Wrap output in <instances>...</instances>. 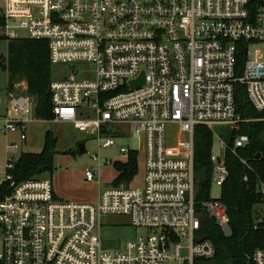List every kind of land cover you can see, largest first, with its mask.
<instances>
[{"label":"built area","instance_id":"built-area-1","mask_svg":"<svg viewBox=\"0 0 264 264\" xmlns=\"http://www.w3.org/2000/svg\"><path fill=\"white\" fill-rule=\"evenodd\" d=\"M19 31L46 43L50 65L67 66L62 79L49 83L53 120L96 137L103 149L115 145L119 125H128L140 136L143 176L137 187L98 188L90 204L58 200L43 177L16 184L5 176L10 193L0 201V264L212 259L215 246L202 233L204 224L229 234V218L219 198L195 199L194 129L257 121L244 116L241 96L254 111H264V0H4L0 35L18 39ZM141 76L142 84L132 86ZM33 102L9 96L12 116L0 117V132L24 141ZM168 126L177 134L170 146ZM247 143L248 136H234L230 152ZM226 148L221 142L219 155L210 157L211 181L219 188L228 176ZM129 151L119 147L121 154ZM90 158L97 167L84 177L92 183L100 159ZM256 188L264 205V180ZM109 216L125 217L146 233L116 250L103 249L102 241L114 240L100 236ZM251 260L264 264V235Z\"/></svg>","mask_w":264,"mask_h":264},{"label":"trees","instance_id":"trees-1","mask_svg":"<svg viewBox=\"0 0 264 264\" xmlns=\"http://www.w3.org/2000/svg\"><path fill=\"white\" fill-rule=\"evenodd\" d=\"M0 38L7 39L2 35ZM13 41H17L20 45L24 63L20 64L22 58H17L15 55L11 41L8 44L10 54L8 66H6L5 58L0 55V70L15 71L9 74L7 87H12L16 73L21 75L25 81L27 94L37 98L38 105L35 108L37 117L52 121L53 115L48 93L51 80L47 45L44 41L27 39H13ZM238 101L246 111L244 116L257 119V121L233 126L226 144L224 163L228 176L220 188L219 200L227 207L229 234H224L220 228L207 221L202 233L214 244L215 255L209 260L197 259L194 264H254L251 257L254 251L263 245L264 222L259 220L257 213H254V207L262 203V197L256 191V187L259 181L264 180V159L257 158L256 155L264 153V111H254L242 96ZM241 134L248 136V143L237 149L236 154L233 155L230 148L234 136ZM212 140L213 135L209 129L202 126L194 129V174L199 180L195 195L197 201L210 199ZM56 145L57 137L47 131L41 152L20 153L16 160L12 158V167L5 168V176L10 177L16 184L40 178L43 174L51 176L55 169ZM240 159H244L247 165H243ZM137 168V154L129 151L127 162L116 166L118 175L112 185L130 183L137 174ZM9 183L8 180L0 182V201L10 193Z\"/></svg>","mask_w":264,"mask_h":264},{"label":"rangeland","instance_id":"rangeland-1","mask_svg":"<svg viewBox=\"0 0 264 264\" xmlns=\"http://www.w3.org/2000/svg\"><path fill=\"white\" fill-rule=\"evenodd\" d=\"M4 7V0H0V10ZM19 40L25 39L24 32H18ZM13 43L15 55L24 63L23 53L17 41L0 38V55L6 60L10 57L8 44ZM14 70L7 69L5 72L0 70V117L5 113L12 116L7 106L9 96L27 95L25 81L22 76L16 73L11 88L7 87L9 74ZM67 72V66L64 64L50 65V80H60ZM21 74V72H20ZM31 97V96H29ZM33 98V110L31 111L30 122L25 129V140L21 141L16 133L0 132V182L5 179L6 162L9 159L16 160L20 153H39L43 148L44 136L50 131L57 137L56 154L54 156V171L50 175L43 174L41 177L51 180L54 194L58 200L74 203H95L98 188L104 190L112 185L117 177V165H123L127 162V155L119 152V147H124L138 153L137 156V174L131 181L134 187L140 186L143 176V156L141 153L140 136L132 132L128 125H119L117 137H114L115 145L103 149L98 148L96 137L78 133L71 124L58 121H45L37 117L35 108L37 107V98ZM7 110V111H6ZM1 126V123H0ZM232 133L230 125H215L212 127V149L211 156L216 157L220 153V143L227 144L228 138ZM105 137V136H102ZM177 138L176 129L168 126L166 128V144L173 145ZM16 143L18 148L10 151L9 145ZM84 144L85 152L79 153L77 145ZM98 154L100 159L99 177L97 181L89 183L85 181V170L90 167H97V162L93 161L91 155ZM110 161V163H107ZM40 177V178H41ZM220 188L213 181L210 183L209 197L218 199ZM254 213H257L260 221H264V205L258 204L254 207ZM104 225L100 231L102 239L119 240L121 244L135 241L139 236L144 235L146 231L141 228H134L129 225L127 218L122 216H109L102 219ZM228 234L227 231H225ZM1 250V234H0ZM185 255V252L182 253ZM163 264H172L171 262Z\"/></svg>","mask_w":264,"mask_h":264},{"label":"water","instance_id":"water-1","mask_svg":"<svg viewBox=\"0 0 264 264\" xmlns=\"http://www.w3.org/2000/svg\"><path fill=\"white\" fill-rule=\"evenodd\" d=\"M143 82V78L141 76L140 80L138 82L132 83V86H138L140 84H142ZM78 151L79 153H84L85 152V148H84V144L83 143H79L77 145ZM259 156V154L256 155V157ZM199 180L196 179V183H198ZM120 246V242L119 240H104L102 241V248L103 249H113L116 250L118 249Z\"/></svg>","mask_w":264,"mask_h":264},{"label":"crops","instance_id":"crops-1","mask_svg":"<svg viewBox=\"0 0 264 264\" xmlns=\"http://www.w3.org/2000/svg\"><path fill=\"white\" fill-rule=\"evenodd\" d=\"M8 106V105H7ZM7 109H9V108H7ZM32 110H33V108H32ZM7 111V110H6ZM4 115H7V113H5ZM53 122H55V120H52ZM59 122V121H58ZM96 200H97V196H96Z\"/></svg>","mask_w":264,"mask_h":264}]
</instances>
